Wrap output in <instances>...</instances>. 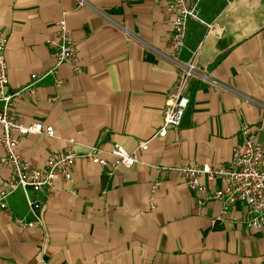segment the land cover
<instances>
[{
  "label": "crops",
  "instance_id": "obj_1",
  "mask_svg": "<svg viewBox=\"0 0 264 264\" xmlns=\"http://www.w3.org/2000/svg\"><path fill=\"white\" fill-rule=\"evenodd\" d=\"M167 2L89 0L107 19L77 8V0H0L7 91L33 87V95L15 101L12 116L53 129L51 138H23L18 151L33 168L53 152L71 148L76 155L70 182L59 180L50 195L28 191L40 204L42 228L17 229L14 218L33 215L23 190L7 198L0 264H264V230L230 222L241 206L221 218L222 204L212 198L219 184L193 192L174 171L162 176L157 169L228 164L241 128L258 126L260 112L244 97L264 102V0H203L199 16L211 29L189 21L178 55ZM60 18L78 45L80 72L63 65L48 73L54 61L46 42ZM194 51L197 67L219 85L193 78L180 126L159 138L176 63ZM31 75L45 76L33 82ZM257 140L264 146V127ZM142 142L148 149L138 150L139 163L128 169L102 168L84 157L89 147L132 151ZM2 157L0 145V183L10 177Z\"/></svg>",
  "mask_w": 264,
  "mask_h": 264
},
{
  "label": "built area",
  "instance_id": "obj_2",
  "mask_svg": "<svg viewBox=\"0 0 264 264\" xmlns=\"http://www.w3.org/2000/svg\"><path fill=\"white\" fill-rule=\"evenodd\" d=\"M202 1L168 0L166 3V11L171 16L170 43L174 55L180 54L185 48L189 21L198 22L211 29V26L204 23L199 16ZM77 8L94 10L109 19L104 13L94 8L89 0H77ZM115 26L123 33L129 34V31L124 27L117 24ZM6 45V35L0 30V145L3 150L2 165L10 171V177L0 183V210L8 213L7 198L17 190H23L33 220L14 218L13 223L19 230H34L42 228L43 221L39 214L40 204L28 196V191L50 195L56 190V183L59 180L70 182L76 155L71 148L53 152L41 168L30 167L22 159L18 146L23 138L36 134L51 138L53 129L51 126L44 127L39 122L24 125L12 116L15 101L22 94L33 95V87L29 85L14 92L7 91L8 72L4 55ZM46 45L54 61V66L48 72L49 74L55 75L63 65L69 66L75 72L81 71V67L77 63L78 45L64 18H60L54 23L53 34L47 40ZM196 59L197 51H194L190 53L188 61L181 64L176 63L179 71L168 92L162 124L156 134L159 138L166 136L168 128L180 126L183 114L189 104L186 90L193 78H198L213 86L219 85L205 71L197 67ZM44 76L31 75L30 80L40 81ZM61 83L60 80H57L56 86H60ZM244 99L247 103H252L258 108L260 112L259 124L254 128H241V141L234 146L228 164L210 166L191 163L173 168L157 169L162 176L174 171L181 178L185 187L193 192H203L208 186L219 184V187L213 190L212 198L219 200L222 204L221 218L226 216L230 208L241 206L243 212L238 216L232 215L230 222L242 225L254 232H261L264 230V146L257 140V133L264 127V102H257L247 97ZM147 149V142L140 143L137 150L132 151H128L120 145H114L108 153L93 146L88 148L84 157L91 164L102 168L107 167L114 170L123 167L128 169L139 163L137 151H146ZM105 155L110 156L112 160L105 159ZM202 179L205 182H202ZM161 184L162 178L152 183L151 198L161 187Z\"/></svg>",
  "mask_w": 264,
  "mask_h": 264
}]
</instances>
